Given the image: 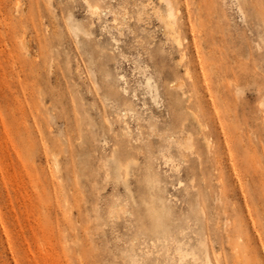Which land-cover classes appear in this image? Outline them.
<instances>
[{"label": "rangeland", "instance_id": "374dc122", "mask_svg": "<svg viewBox=\"0 0 264 264\" xmlns=\"http://www.w3.org/2000/svg\"><path fill=\"white\" fill-rule=\"evenodd\" d=\"M91 2L0 0V264H204L203 242L213 264H264V0L179 2L191 78L159 0Z\"/></svg>", "mask_w": 264, "mask_h": 264}, {"label": "bare ground", "instance_id": "6f19581e", "mask_svg": "<svg viewBox=\"0 0 264 264\" xmlns=\"http://www.w3.org/2000/svg\"><path fill=\"white\" fill-rule=\"evenodd\" d=\"M159 1H160V3H159L160 6L159 7H157V6L154 7L153 6L152 10H153V13L157 16L158 20L165 26V28L167 30V35H166L167 36V40L172 42V44L174 46V50L176 51V54L178 55L179 59L176 62V68L179 69L180 71H183V76L184 77L191 78V74L195 70H198L199 73L202 74V76H204V73H205V68H204V64H203L204 60L202 59L201 52H200V50L198 48V43L196 42V39L192 38V44L194 45V51L193 52H188L189 49H190L189 44H188V40H187L186 37L182 36V32H181L180 25H179V17H178V15L180 13V6H179L180 3L179 2L181 0H179V2H174L173 0H159ZM83 2L86 4V6L88 8V11L91 13L92 16L98 14L99 7L97 5H93L91 0H83ZM146 6H144V7H146ZM110 12L113 14V11H110ZM187 20H188V23L191 24L190 17H188ZM135 21H136V24L142 23L143 17H142L141 13H139L137 15ZM68 22H69L68 23V28L74 34V36L76 38L79 35H84V36H90L91 35L85 29V26H83L81 23L76 22L71 16L68 19ZM113 22H114V24H116L117 18H115L113 20ZM190 24H189V28H190V30L193 33L194 29L191 27ZM200 40H202V38H200ZM114 41H115L116 44H118V42H119L117 40H114ZM208 46L212 50L210 52H208L207 57L209 58V60H215L216 57H217V54L220 53V52H219V50H217L215 48V46L213 44L209 43ZM209 71L215 77L216 76H218V77L220 76V71H218V69L216 68V66L214 64L212 65V67H211V69ZM121 79H124V76H122ZM173 85H175V83ZM145 87L148 90V92L151 94V97H152L154 103L156 105H158V102H157V98H158L157 88L153 84L152 77L145 76ZM174 87H176V88H178L180 90V93H181L182 97H185L183 80L177 82ZM171 88H173V87H171ZM192 114H194V113H192ZM193 116L195 117V120H196V123H197V126H198L199 130L202 132L203 129H204V125H203L202 119H200L196 114H194ZM119 117L122 118L123 123H124V129L122 130V136L127 137V139H130L132 137V131H131L128 123H126V119H125L126 118V114L124 113V114H122ZM203 140H204V143H205L207 149H209V151H210L211 150V143H210L209 139L207 137H204ZM179 145L185 150H189V149L193 148L192 139L190 137H185L184 142L180 143ZM163 157H164L165 160L170 161V157L169 156H166V155L164 156L163 155ZM29 159H30V157H29ZM29 159H27V161H29ZM135 164H136L135 155L134 154L132 155L131 153H127L124 156V159H121V158L118 159L117 158V160H116V170L119 173L122 172L123 178L125 179L128 176L129 169H130L131 165H135ZM56 165H58V166H56V168L58 169L59 168V162ZM117 210H118V204H115V203L112 204V208L110 209L109 216H112L113 213L116 212ZM153 212L156 214L155 215L156 217H154V219H155V222H156V225H157L156 228H158L160 226V224L158 222L159 214H158L156 208H153ZM241 230L243 231V233L241 232ZM240 232H241V234H243V237L245 235L248 236V232L246 231V229L244 228L243 225H240ZM238 238L241 239V240L243 239L241 236H239ZM250 243L251 242H250L249 239H245L244 246L248 247V246H250ZM202 247L204 248V259H203L204 260V264H213L212 260L210 259V254H209V250L207 249V244L205 242L202 243ZM235 248L236 247H234V249ZM188 255L189 254H187V253L179 252L180 263ZM250 260L253 261V258H251ZM254 261H256V264H262L261 260H258V257L255 258Z\"/></svg>", "mask_w": 264, "mask_h": 264}]
</instances>
